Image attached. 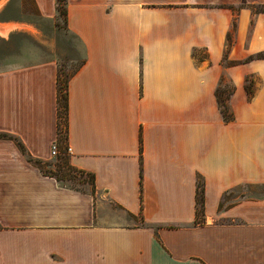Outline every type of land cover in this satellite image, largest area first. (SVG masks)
<instances>
[{
  "label": "crops",
  "instance_id": "0c3cea01",
  "mask_svg": "<svg viewBox=\"0 0 264 264\" xmlns=\"http://www.w3.org/2000/svg\"><path fill=\"white\" fill-rule=\"evenodd\" d=\"M27 1L40 19L57 18L56 0ZM65 9L83 53L67 83L66 154L93 175L94 193L29 159L55 158L57 58L8 61L0 264H264V0ZM217 90H230V120Z\"/></svg>",
  "mask_w": 264,
  "mask_h": 264
},
{
  "label": "rangeland",
  "instance_id": "374dc122",
  "mask_svg": "<svg viewBox=\"0 0 264 264\" xmlns=\"http://www.w3.org/2000/svg\"><path fill=\"white\" fill-rule=\"evenodd\" d=\"M61 9L60 6L56 19L46 21L33 14L27 0H0V25L4 26L0 32V67L8 61L27 63L55 57L61 78L73 72L81 63L83 53L78 40L66 31ZM68 163L65 154L59 152L45 168L58 170L62 176L67 173L62 180L66 185L90 189V177L77 168L71 169Z\"/></svg>",
  "mask_w": 264,
  "mask_h": 264
},
{
  "label": "trees",
  "instance_id": "16d2710c",
  "mask_svg": "<svg viewBox=\"0 0 264 264\" xmlns=\"http://www.w3.org/2000/svg\"><path fill=\"white\" fill-rule=\"evenodd\" d=\"M57 3V9L59 11V7L61 6V12L63 13V15H66V9H65V0H56ZM234 24V22H233ZM228 39L230 40V34L228 36ZM258 56L264 57V54H258ZM76 70V69H75ZM74 70V71H75ZM73 71V72H74ZM73 72L65 75L63 78H61V72L58 69V73H57V140L56 142L58 143V147L60 149V153H64L65 156L68 159V156L66 154V139H67V83H68V79L69 77L73 74ZM230 93V90H227L226 94L223 95L219 92V90H217V101L219 104V107L221 109L222 115L224 117L225 120H230L232 118L231 116V112L229 111L227 104H226V100L228 97V94ZM64 141V143H63ZM21 149L24 151L23 146L20 144ZM58 156V155H57ZM33 164H35L36 166L39 167V169L41 171H43L45 174L54 176L57 180L61 181L64 179L63 176L67 173H64L63 176L61 174L58 173L57 171H51V170H47L45 168V166H49L50 162H41L39 160H33L31 158H29ZM64 162L66 164V159H63ZM69 161V159H68ZM70 163V162H69ZM69 163L67 164L68 166L71 167V169H76L74 166H72L71 164L69 165ZM81 173H85L86 175H88L91 179V187L90 190L92 193H94V184H93V175L90 173H86L85 171L79 170ZM72 187V186H71ZM203 212V185H202V181L201 179L197 180V195H196V215L197 217L200 216Z\"/></svg>",
  "mask_w": 264,
  "mask_h": 264
},
{
  "label": "built area",
  "instance_id": "2783aa9c",
  "mask_svg": "<svg viewBox=\"0 0 264 264\" xmlns=\"http://www.w3.org/2000/svg\"><path fill=\"white\" fill-rule=\"evenodd\" d=\"M71 151L70 147L67 145L66 146V153H69ZM59 154V147H58V143L55 141L52 146H51V156L52 157H57V155Z\"/></svg>",
  "mask_w": 264,
  "mask_h": 264
}]
</instances>
